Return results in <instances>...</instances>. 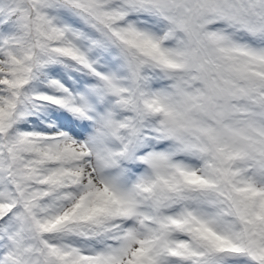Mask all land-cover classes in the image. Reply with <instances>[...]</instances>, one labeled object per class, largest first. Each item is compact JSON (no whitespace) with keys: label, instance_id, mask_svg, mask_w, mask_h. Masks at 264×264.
I'll use <instances>...</instances> for the list:
<instances>
[{"label":"snow or ice","instance_id":"obj_1","mask_svg":"<svg viewBox=\"0 0 264 264\" xmlns=\"http://www.w3.org/2000/svg\"><path fill=\"white\" fill-rule=\"evenodd\" d=\"M0 264H264V0H0Z\"/></svg>","mask_w":264,"mask_h":264}]
</instances>
